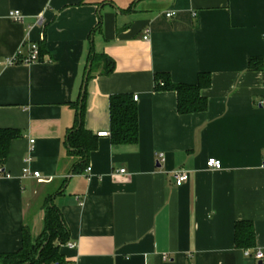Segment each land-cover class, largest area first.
<instances>
[{
	"label": "crops",
	"instance_id": "1",
	"mask_svg": "<svg viewBox=\"0 0 264 264\" xmlns=\"http://www.w3.org/2000/svg\"><path fill=\"white\" fill-rule=\"evenodd\" d=\"M16 9L21 21L8 17ZM32 43L37 60L5 63ZM253 57L264 61V0H0V129L20 132L2 164L0 253L21 247L24 227L41 232L52 194L75 243L60 247L64 264H257L233 240L249 220L264 251V72L248 69ZM89 63L82 120L97 146L90 172L74 174L65 134ZM158 72L186 84L209 72L207 109L178 114L176 93L153 88ZM121 93L137 95L135 145L97 134Z\"/></svg>",
	"mask_w": 264,
	"mask_h": 264
},
{
	"label": "trees",
	"instance_id": "2",
	"mask_svg": "<svg viewBox=\"0 0 264 264\" xmlns=\"http://www.w3.org/2000/svg\"><path fill=\"white\" fill-rule=\"evenodd\" d=\"M39 48V47H38ZM42 51L39 48V56ZM88 57L92 61L96 54ZM109 67L105 74L112 71L113 61L109 59ZM249 70L264 72V61L253 57L249 60ZM153 88L156 91H174L176 93L178 114H195L207 109V100L201 91L208 88L210 73H199L194 84L175 83L169 73H154ZM89 76V73H88ZM84 95L73 105L76 110V123L66 132L65 146L68 154L74 158L73 173L79 174L88 166L89 154L97 146V135L91 134L84 126L82 115L84 112ZM109 136L113 145H135L138 140V107L130 93L113 94L109 97ZM79 111V113H78ZM20 132L14 128L0 129V166L9 154V145L13 139L19 138ZM65 183V181H63ZM63 184L60 188H62ZM59 188V189H60ZM59 189L55 192L57 193ZM52 194L47 197L44 205L43 227L41 232L32 237L28 228H23L22 245L14 252L0 253V264H64L59 252L60 247L69 240L68 228L63 223L59 208L52 203ZM234 246L240 249L255 248L256 235L253 223L249 220L238 221L234 224Z\"/></svg>",
	"mask_w": 264,
	"mask_h": 264
},
{
	"label": "built area",
	"instance_id": "3",
	"mask_svg": "<svg viewBox=\"0 0 264 264\" xmlns=\"http://www.w3.org/2000/svg\"><path fill=\"white\" fill-rule=\"evenodd\" d=\"M165 15H167L168 17H172L174 16V12L173 11H169L166 12ZM8 17L10 19H13L14 21H21L22 20V15L20 13L19 10H12L8 13ZM144 40L148 39V35L145 34V36L143 37ZM28 53L26 55H22V51H18L17 54L13 55L12 57H8L5 60V63L8 65H16L18 63H32V61H35L38 59L39 56V48L38 45L36 43H32L29 47ZM137 99V95L133 96V100L136 101ZM260 105L264 106V98L261 99L260 101ZM98 136H102V137H107V135H109L108 132H99L97 133ZM31 143H33V141H31ZM159 157H161V155H159ZM206 166L207 168L211 169V168H215V169H219L221 168V161L215 158L210 157V159L207 160L206 162ZM91 168L88 166L85 171L86 172H90ZM125 171V169H119L118 172L120 174H123V172ZM23 174L33 177V178H37L39 181H44V179L40 178V174L38 171L35 172H30L27 168L23 169ZM9 176V173L5 172V170L3 169V167L0 166V178L1 177H7ZM175 176H176V180L175 183L177 186L182 185L183 182H185L189 175L187 174V172L185 170L182 171H177L175 172ZM66 246L68 247H74L75 243L73 242H67ZM243 254L246 257H249L251 259H253L255 262H257V264L260 262L261 264H264V251L257 247V248H245L243 249Z\"/></svg>",
	"mask_w": 264,
	"mask_h": 264
},
{
	"label": "water",
	"instance_id": "4",
	"mask_svg": "<svg viewBox=\"0 0 264 264\" xmlns=\"http://www.w3.org/2000/svg\"><path fill=\"white\" fill-rule=\"evenodd\" d=\"M90 65H91V63L88 64L86 72H85V75H84L85 77H84V80H83V83H82V87H81V90H80L81 91V95H80V98H79V105H80V103L82 101V98H83V95H84V92H85L84 88H85V84H86V81H87V78H88L87 74L89 72ZM78 113H79V111H78ZM258 264H261V263L259 262Z\"/></svg>",
	"mask_w": 264,
	"mask_h": 264
}]
</instances>
